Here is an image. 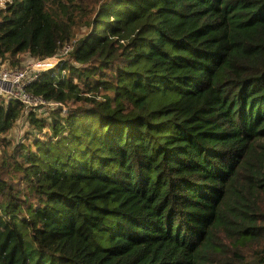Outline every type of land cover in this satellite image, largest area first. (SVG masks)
Here are the masks:
<instances>
[{"label":"trees","instance_id":"obj_1","mask_svg":"<svg viewBox=\"0 0 264 264\" xmlns=\"http://www.w3.org/2000/svg\"><path fill=\"white\" fill-rule=\"evenodd\" d=\"M2 2L0 65L74 63L0 154V264H264V0Z\"/></svg>","mask_w":264,"mask_h":264},{"label":"built area","instance_id":"obj_2","mask_svg":"<svg viewBox=\"0 0 264 264\" xmlns=\"http://www.w3.org/2000/svg\"><path fill=\"white\" fill-rule=\"evenodd\" d=\"M72 49L71 44H66L56 55L45 59L34 60L26 67L19 69H0V99H15L24 107V114L37 109H60L67 111L64 103L50 100L36 95L29 90V86L37 82L44 72L51 70L61 62V58Z\"/></svg>","mask_w":264,"mask_h":264},{"label":"rangeland","instance_id":"obj_3","mask_svg":"<svg viewBox=\"0 0 264 264\" xmlns=\"http://www.w3.org/2000/svg\"><path fill=\"white\" fill-rule=\"evenodd\" d=\"M4 3L2 2V0L0 1V5H3ZM82 33L78 34V37L81 36ZM68 55V54H67ZM65 55L61 58V62L59 64H56L52 70H54V75H57L59 73L61 74H65L68 75L69 74V70L66 68H62L63 63H74V61L71 59L70 55ZM19 62H17V64L15 65H10L8 60H4L5 62L3 64L0 65V69H5V68H10V69H15V68H19L22 69L24 67H26L29 63H31L32 61H34L35 59H33L32 57H30L28 54H22L20 56H18ZM51 70V71H52ZM6 99H0V105L4 102L5 104ZM73 101V100H72ZM65 106L67 107V109L69 108V106H71V102H68L67 104L64 103ZM37 116L41 119H46L47 121H51L52 120V116H53V112L48 109V108H44V109H37L36 111ZM28 133H31V138L33 135H37L38 134V130L36 131V129H34L32 127V125L30 124L29 121V114L27 115L26 113L24 115H22L17 122L14 124V126L11 128L10 131L2 134L0 136V154H2L4 151L10 153L12 152V150L15 148V146L19 143V142H23V143H29L30 141V136L28 135Z\"/></svg>","mask_w":264,"mask_h":264}]
</instances>
